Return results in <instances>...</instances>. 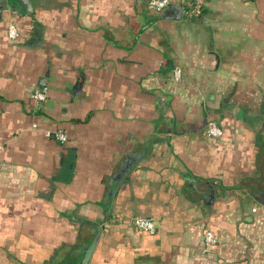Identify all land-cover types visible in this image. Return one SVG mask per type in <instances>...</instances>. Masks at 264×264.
Listing matches in <instances>:
<instances>
[{"label":"crops","instance_id":"1","mask_svg":"<svg viewBox=\"0 0 264 264\" xmlns=\"http://www.w3.org/2000/svg\"><path fill=\"white\" fill-rule=\"evenodd\" d=\"M96 220L87 264H264V0H0V264Z\"/></svg>","mask_w":264,"mask_h":264},{"label":"built area","instance_id":"2","mask_svg":"<svg viewBox=\"0 0 264 264\" xmlns=\"http://www.w3.org/2000/svg\"><path fill=\"white\" fill-rule=\"evenodd\" d=\"M205 0H182V2H188L191 10L199 12L202 8V5ZM172 0H147V8L153 12H159L167 5H169ZM8 33L11 38L17 36V28L15 25L11 24L8 28ZM181 69L179 66L173 67V76L177 79L180 75ZM47 93L44 88H37L31 93V98L35 101H42L46 98ZM205 131L208 135L218 136L222 133L221 127L215 121H208L205 126ZM47 134H52L48 132ZM53 135L60 141H65L67 139V135L65 132L58 130L53 132ZM129 223L134 225L135 227L143 230H147L150 232L155 231V222L152 218L142 216V215H134L129 219ZM203 239L206 245L214 244L217 241V236L211 229H205L203 232Z\"/></svg>","mask_w":264,"mask_h":264},{"label":"water","instance_id":"3","mask_svg":"<svg viewBox=\"0 0 264 264\" xmlns=\"http://www.w3.org/2000/svg\"><path fill=\"white\" fill-rule=\"evenodd\" d=\"M26 4H28V3L26 2ZM177 8L179 11L181 10L180 5ZM177 15L179 16L180 14H177ZM205 122H206V120L204 121V124H205ZM99 224H100V221L96 220V225H95L96 232L93 235V237L88 242L83 243L78 249H75V251H73V253L76 252L79 254V257L76 259L75 264H87L88 263L89 258L91 256V253L95 247L97 237L100 233ZM68 264H74V263L72 261H70V263H68Z\"/></svg>","mask_w":264,"mask_h":264}]
</instances>
